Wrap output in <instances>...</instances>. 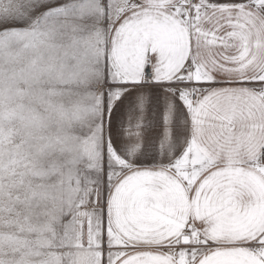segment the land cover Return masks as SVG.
I'll return each mask as SVG.
<instances>
[{
  "label": "snow or ice",
  "instance_id": "6c2138e0",
  "mask_svg": "<svg viewBox=\"0 0 264 264\" xmlns=\"http://www.w3.org/2000/svg\"><path fill=\"white\" fill-rule=\"evenodd\" d=\"M0 264H264V0H0Z\"/></svg>",
  "mask_w": 264,
  "mask_h": 264
}]
</instances>
